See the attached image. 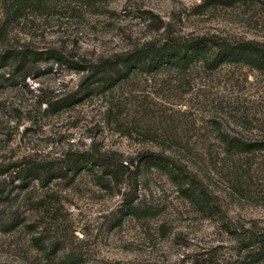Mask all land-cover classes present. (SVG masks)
<instances>
[{
	"label": "rangeland",
	"instance_id": "374dc122",
	"mask_svg": "<svg viewBox=\"0 0 264 264\" xmlns=\"http://www.w3.org/2000/svg\"><path fill=\"white\" fill-rule=\"evenodd\" d=\"M161 22L264 41V0H0V49L42 52L0 65V264H264V255L241 244L245 229L264 226V148L225 153L213 126L214 119L229 134L264 139L258 70L224 63L138 71L106 91L103 106L94 97L47 105L74 90L82 74L47 59L50 47L78 58L116 51L152 37ZM88 145L123 155L198 154L192 170L206 202L186 199L150 165L131 177L106 174L105 186L84 169L44 185L10 176L22 166L38 177L62 170L64 153ZM131 195L139 215L123 214Z\"/></svg>",
	"mask_w": 264,
	"mask_h": 264
},
{
	"label": "trees",
	"instance_id": "16d2710c",
	"mask_svg": "<svg viewBox=\"0 0 264 264\" xmlns=\"http://www.w3.org/2000/svg\"><path fill=\"white\" fill-rule=\"evenodd\" d=\"M160 21V20H158ZM162 25V22L160 26ZM154 26L156 30L152 37L136 41L120 50L95 54L89 57H73L63 49L50 47L46 58L56 65L80 71L81 78L74 90L55 94L48 106H72L80 100L94 97L99 105H105L103 100L106 91L115 84L135 72H157L162 69L191 70L196 66L205 69H215L224 63L245 64L255 68L264 75V41L251 38L229 37L209 32H183L175 31L169 27ZM42 52L23 47H3L0 49V65L7 61L21 65L23 62L37 60ZM94 100V99H92ZM102 102V103H101ZM102 111V110H101ZM107 107L103 108V113ZM214 137L221 143L225 153L249 152L254 149L264 148V139H243L237 135L229 134L213 119ZM64 159V160H63ZM196 159L202 160L198 154L185 149L165 151L164 149L143 150L133 155H123L115 149L91 147L74 149L62 156L65 166L62 170L43 173L38 177L36 168L19 167L10 175L25 181L26 177H37L40 184L44 185L54 177L63 176L68 171L77 173L82 169L89 171L96 183L105 186L106 174L110 177H131L140 165L154 166L163 171L174 183L178 193L186 199L204 204L203 188L196 170H192ZM195 165V164H194ZM98 170V171H97ZM0 173H3L0 170ZM47 173V174H46ZM201 177V176H200ZM14 178V179H15ZM5 178H2L0 196L4 193ZM24 180V181H23ZM12 181L7 179V182ZM23 183L15 186L21 187ZM132 195L124 199L123 214L139 215L141 209L132 204ZM146 215L151 214L146 210ZM227 227V225L225 226ZM8 227H4L7 229ZM231 231L229 227H227ZM244 247H253L254 254L264 255V226L257 229H245ZM34 245L39 247L37 238L32 239Z\"/></svg>",
	"mask_w": 264,
	"mask_h": 264
}]
</instances>
